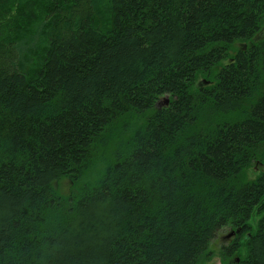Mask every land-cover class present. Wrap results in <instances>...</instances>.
I'll return each mask as SVG.
<instances>
[{
    "label": "trees",
    "instance_id": "trees-1",
    "mask_svg": "<svg viewBox=\"0 0 264 264\" xmlns=\"http://www.w3.org/2000/svg\"><path fill=\"white\" fill-rule=\"evenodd\" d=\"M29 1L0 0V264H198L257 211L225 255L264 264V0H45L42 51Z\"/></svg>",
    "mask_w": 264,
    "mask_h": 264
},
{
    "label": "rangeland",
    "instance_id": "rangeland-1",
    "mask_svg": "<svg viewBox=\"0 0 264 264\" xmlns=\"http://www.w3.org/2000/svg\"><path fill=\"white\" fill-rule=\"evenodd\" d=\"M45 0H30L29 4H25L24 5V9H23V13H18L16 15H13V19H17L20 18L18 21L19 23L23 24L21 27H24L28 34V36L32 35V38L35 39V48H39L40 51H42V48L45 47L43 42H44V38L48 37L47 33L50 31L49 29H46V32L44 31L41 23L42 20L40 22L41 19V8L44 10V12L47 14V11L43 8V3ZM75 3V2H74ZM78 3V2H77ZM76 3V5H77ZM105 7L107 8V2L106 0H103L102 4L100 5V8L105 9ZM24 16H26L27 19H24ZM36 16V18H35ZM79 18V17H78ZM6 20H9L8 17H5L2 21H0V25L6 23ZM112 26V20H111V15L107 14L106 15V23H105V27L107 28H111ZM106 28V29H107ZM53 30H55V27L53 28ZM23 32V31H20ZM19 33V32H18ZM51 35V33H50ZM27 37V36H26ZM33 56H37L36 54H34ZM203 80V79H201ZM164 96V101L163 99L160 100V103L163 104L166 102ZM167 105V104H166ZM256 167H251L249 169H247L246 174H247V178L248 180H253L255 179L259 172H260V168L259 165L257 163H255ZM58 188L60 189V192L62 194H68L70 192V190L74 191L75 188L73 186L72 183H70L69 180L64 179L60 184H58ZM257 211V210H255ZM263 216V213H259L257 211V213H254L251 217V219L249 220V224L251 225V232H255L257 229V225L258 222L260 220V218ZM238 227H230V226H226L224 228H222L218 234L216 235V237L214 238V240L212 241L209 251L210 254L203 258L198 264H227L229 262V260H231L235 255H230V256H226L225 255V248H229L232 245H243L246 243L247 241V236L250 234L248 232H245L244 234H241L238 230ZM233 231L234 234H232V236H230L229 238L225 239L227 235H229L230 233H232Z\"/></svg>",
    "mask_w": 264,
    "mask_h": 264
},
{
    "label": "water",
    "instance_id": "water-1",
    "mask_svg": "<svg viewBox=\"0 0 264 264\" xmlns=\"http://www.w3.org/2000/svg\"><path fill=\"white\" fill-rule=\"evenodd\" d=\"M165 100H166V102H168V98H167V97H165ZM234 232H235V231H233V232L230 233L229 235L234 234Z\"/></svg>",
    "mask_w": 264,
    "mask_h": 264
},
{
    "label": "flooded vegetation",
    "instance_id": "flooded-vegetation-1",
    "mask_svg": "<svg viewBox=\"0 0 264 264\" xmlns=\"http://www.w3.org/2000/svg\"><path fill=\"white\" fill-rule=\"evenodd\" d=\"M230 236H232V234H231V235H227V236H225V237H226L225 239L229 238Z\"/></svg>",
    "mask_w": 264,
    "mask_h": 264
},
{
    "label": "bare ground",
    "instance_id": "bare-ground-1",
    "mask_svg": "<svg viewBox=\"0 0 264 264\" xmlns=\"http://www.w3.org/2000/svg\"><path fill=\"white\" fill-rule=\"evenodd\" d=\"M14 34V33H13Z\"/></svg>",
    "mask_w": 264,
    "mask_h": 264
}]
</instances>
